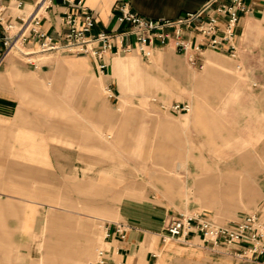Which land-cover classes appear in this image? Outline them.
Segmentation results:
<instances>
[{
    "label": "rangeland",
    "instance_id": "374dc122",
    "mask_svg": "<svg viewBox=\"0 0 264 264\" xmlns=\"http://www.w3.org/2000/svg\"><path fill=\"white\" fill-rule=\"evenodd\" d=\"M234 47L193 62L179 53L115 56L109 74L68 54L41 55L39 75L14 61L25 69L8 77L18 104L0 118V206L14 247L8 262L0 250V264H44V242L58 238L77 250L91 241V257L70 264H95L119 203L138 199L149 180L152 196L176 211L154 238L171 257H182L175 249L184 240L161 236L178 215L217 227L264 216V14L240 24ZM132 58L154 85L114 76L115 62ZM176 104L189 111L174 112Z\"/></svg>",
    "mask_w": 264,
    "mask_h": 264
},
{
    "label": "crops",
    "instance_id": "0c3cea01",
    "mask_svg": "<svg viewBox=\"0 0 264 264\" xmlns=\"http://www.w3.org/2000/svg\"><path fill=\"white\" fill-rule=\"evenodd\" d=\"M39 0H0V8L3 11L0 14V118H8L13 116L18 104L9 93V78L10 75L25 73V69L21 66L15 65L14 61L24 62L26 68H29L36 74H40L41 68L44 66L39 64L42 57L39 54H34L37 50V45L31 39L27 41L22 51L28 56L18 55V57L8 56L1 59L2 55V39L4 36L3 28L8 24L20 25L21 20L27 19L29 16L38 12L37 3ZM210 0H83L82 4L85 8L94 13L97 18V27L94 32L106 31L108 33L115 32L118 28L115 16V7L118 3H126L132 13L139 15L142 18L153 21H176L186 14H194L200 11L206 3ZM228 0H221L222 3H227ZM77 3V0H47V3L39 11L40 30L54 39H58L65 34L64 17L66 14L77 15L78 10L72 6ZM249 12L247 15L242 16L238 27L245 19H253L258 15L264 14V0H245ZM237 27V28H238ZM127 30V27L121 28L119 32L115 33L113 40L114 51H118L119 55L121 50L130 48L132 53H137L138 47L136 43L126 36L119 34ZM29 31L27 32V34ZM237 34V30H236ZM183 39L192 44L202 45L204 53L213 51L207 49V39L195 31H185ZM220 53L228 51L225 46L222 49L216 50ZM129 53V54H132ZM178 52L172 45L166 48H154L152 55L156 58L165 55L171 57H178ZM55 56L56 54H45ZM58 57V56H57ZM112 58L108 56L105 59L107 65V73H110V64ZM92 68L96 66L90 59H86ZM164 67L168 74L175 73V68L164 60ZM97 70V69H96ZM31 71V72H32ZM28 72V71H27ZM133 73L135 78L139 79L142 87L154 85L155 78L142 69L136 60L128 59L126 62L118 60L113 66V74L115 77ZM43 74V72H42ZM108 97V101L110 102ZM128 113L125 118L128 119ZM151 176V174H148ZM242 179L238 188L242 193L240 186H242ZM151 180L141 182L140 186H144L138 195V199L124 198L119 203L116 210L117 222L107 223L102 235L104 248L108 250V263L107 264H264L263 255H252L248 251V245H232L230 247L213 248L211 246L203 245L197 237H190L175 249V253L182 257H171L170 252L164 253L163 248L160 249V242L154 241L162 233L167 219L176 214L161 203L159 200L152 196V191L148 186H152ZM217 190L226 192L224 183L219 181ZM243 195V193H242ZM6 210L0 206V250L3 252V261L8 262L10 259L11 249L14 247L13 236L5 229L2 223V218ZM13 212L9 211L11 215ZM118 224L127 227L125 239L121 241L116 234V227ZM57 231H64L62 226L57 227ZM61 238L56 241L47 240L44 242L45 253L41 256V263L44 264H70L73 261H80L88 259L93 253V244L88 241L87 244L80 250H77L71 241L62 242ZM201 244V245H200ZM186 246V247H185ZM160 250V251H159ZM209 250L212 253L205 252ZM157 256L155 255V252ZM214 256L217 258L215 259ZM47 260V261H46Z\"/></svg>",
    "mask_w": 264,
    "mask_h": 264
},
{
    "label": "built area",
    "instance_id": "2783aa9c",
    "mask_svg": "<svg viewBox=\"0 0 264 264\" xmlns=\"http://www.w3.org/2000/svg\"><path fill=\"white\" fill-rule=\"evenodd\" d=\"M63 1L69 2V0ZM82 1L77 0L72 6L78 10L77 15H65V34L54 39L40 30L39 11L47 0H39L36 14L21 20L20 25L8 23L3 28L1 59L14 52L28 56L29 54H24L22 49L31 39L37 45L34 54H68L85 57L93 62L99 73L103 74L107 71L105 59L108 56L119 55L118 51H114L115 33L127 27V30L119 35L132 39L142 58L149 59L154 48H166L172 45L179 54L188 56L189 61L193 62L194 57L203 54L204 47L185 41L183 39L185 31H195L201 38L207 39V49L219 50L227 46L228 51L232 52L235 51L234 39L240 19L249 12L245 0H228L227 3L210 0L197 13L186 14L176 21H153L132 13L126 3H118L115 7L118 28L115 32L108 33L94 32L97 18L93 12L83 6ZM2 12L0 8V14ZM120 53L129 54L132 50L125 48ZM172 110L177 113L189 111L188 106L183 104H176ZM126 232L124 227L120 225L116 227V234L121 241L125 239ZM190 237H197L203 245L213 248L248 245L249 253L261 256L264 254V216L253 215L233 226L217 227L200 219L199 216L181 214L169 221L161 236L163 243L178 239L186 240ZM108 254V250L103 248L95 264H107Z\"/></svg>",
    "mask_w": 264,
    "mask_h": 264
},
{
    "label": "bare ground",
    "instance_id": "6f19581e",
    "mask_svg": "<svg viewBox=\"0 0 264 264\" xmlns=\"http://www.w3.org/2000/svg\"><path fill=\"white\" fill-rule=\"evenodd\" d=\"M247 189H248V188H247V187H245V189H244L243 193L247 192ZM46 261H47V260H46Z\"/></svg>",
    "mask_w": 264,
    "mask_h": 264
}]
</instances>
